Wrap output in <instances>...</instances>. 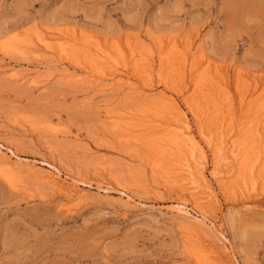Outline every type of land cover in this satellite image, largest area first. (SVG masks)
<instances>
[{
  "label": "rangeland",
  "instance_id": "obj_1",
  "mask_svg": "<svg viewBox=\"0 0 264 264\" xmlns=\"http://www.w3.org/2000/svg\"><path fill=\"white\" fill-rule=\"evenodd\" d=\"M171 59L186 62L179 80ZM144 63L149 80L134 76ZM163 93L203 149L213 208L143 187L148 145L163 139L150 130L180 124L161 110ZM231 122L241 141L264 136V0H0V150L87 192L65 201L51 185L22 178L12 187L0 177V264H195L180 226L197 222L224 238L233 264H264L263 187L240 198L218 183L230 175L212 145Z\"/></svg>",
  "mask_w": 264,
  "mask_h": 264
},
{
  "label": "bare ground",
  "instance_id": "obj_2",
  "mask_svg": "<svg viewBox=\"0 0 264 264\" xmlns=\"http://www.w3.org/2000/svg\"><path fill=\"white\" fill-rule=\"evenodd\" d=\"M181 53L183 54V52H181ZM178 55H179V53H178ZM180 56H181V54H180ZM179 57L177 56V58H179ZM185 58H186V56H185ZM178 60H180V59H178ZM171 61H172L171 63L174 64L175 61H173L172 59H171ZM182 61L180 60V62H178L177 64H174L173 66L170 64L171 66H169V67H171L170 70H172L170 76H172V75H173L172 77H174L175 75H176V77L179 76V73L181 71L180 67L182 66V64L184 66L185 65L184 63H186V62L183 63ZM167 63H169V62H167ZM163 64L164 63H161L159 65V67L160 68L163 67ZM165 64H166V61H165ZM151 67L152 66L149 63L148 64L146 63L143 68H139V66H138L139 69H135L136 70L135 72L132 70V72H134V76L136 75L138 77V79L141 78L142 76H144V77H148V80H149L148 75L151 72V69H150ZM172 67H173V69H172ZM166 68H168V67H166ZM183 68L184 67H182V69ZM170 70H168V72H170ZM185 71H183V73ZM7 75H9V74H7ZM192 75L193 74H191L190 76H192ZM181 77H182V75H181ZM183 77H184V75H183ZM141 79L139 81H141ZM177 79H178V77H177ZM190 79H192V77H190ZM173 80L176 82V80L174 78H173ZM210 80H211V78H209V81ZM145 81H147V80H145ZM145 81L143 82V84L146 83ZM209 81H208V83L210 84L211 81L210 82ZM178 83H180V82L178 81ZM205 84H206V82H205ZM214 85H215V83L213 84V87H214ZM208 86L210 87L211 84ZM131 87L132 86H130V88ZM143 87H144V85H143ZM166 87H167V85H166ZM182 87L185 88V86H183V85H182ZM196 87H198V86H196ZM132 89H130V90H132ZM199 89H202V91L204 93V94L199 93L201 90L198 92V94H202V97H200L201 99L198 98L201 100V105H203V107L209 106L208 103L211 100L213 103L214 96H213V98L212 97L209 99L207 98V97H209V96H207V93L209 94V92H210V91L208 92L209 88L207 89L206 86L204 85L202 87L199 86ZM213 89H214V91H216L215 87ZM143 90H144V88H143ZM180 90L185 91V89H182V88ZM196 90H197V88H196ZM210 90H212V89L210 88ZM121 91H123V90H121ZM243 93H245V91ZM144 94H146V93H144ZM163 94L155 95V97L158 99V101L161 100V104L165 105V107L161 108V110L167 108L168 110H166V111H169L171 113V115L174 117V119L177 120V122L180 124L177 126L174 123L173 126H171L172 123L171 124L169 123L168 125L170 127H172L170 130L164 129V128L161 129L157 126L152 128L153 127V125H152V127H151L152 129L150 130V134L153 133L152 137L154 136V138L156 140L158 137H163V139H161L159 141L155 140L157 142V144L151 143L150 145H148V148L152 149V152H151L152 154L149 157H147V159L144 162L146 163L145 165H147V168L149 169L150 173L149 172L148 173L150 174L151 183L148 179L149 178L148 176L147 177L143 176L142 177L143 178L142 183L144 182L143 187H145L146 189H151V186H153V187L156 186V187H160V188L162 187V188H165L167 190L170 189V191L175 192L178 195L179 194L188 195L189 197H191V199H192L191 201L194 202V206L196 207L197 210H198V208L200 210H206L208 208L209 209L213 208L214 204L216 202V197L214 195V192L212 190V186L209 183V180L207 179V176L205 173V165L206 164L204 161L205 156L203 155L204 154L203 149H202V147H200L199 143L194 139V135H192L191 130H189L190 126L187 124L186 116L184 115L180 106L174 100H172L173 98L171 99L166 94H164V95ZM139 95L142 98L144 97V99L153 98V96H151L150 94L148 96H146V95L144 96L142 94H139ZM210 95H214V94H210ZM240 95H238V96H240ZM135 99H136V97H135ZM228 99H226V101ZM243 100L240 99V103L242 101V104H244ZM251 101H252V99H251ZM193 104L195 105V103H193ZM197 104H199V102ZM242 104H241V106H242ZM247 104L245 103V105H247ZM156 105H157V103H156ZM229 106H231V105H229ZM153 108H154V106H153ZM209 108H210V106L207 107V109H209ZM243 108H245V107H242V109ZM159 109L160 108H158V112H159ZM225 109H227V108H225ZM211 110H213V109H211ZM214 111L217 112V109ZM161 112H163V111H161ZM230 112L231 111L229 110V112L227 114H230ZM213 114H214V112H213ZM256 114H254V115H256ZM161 115L165 116V115H163V113ZM216 116H217V114H216ZM227 116H229V119H230L231 116H233V114L227 115ZM205 117H208V115H204V119H205ZM256 117H257V115H256ZM209 118H210V116H209ZM217 118H219V117L217 116ZM210 120L211 119H209V126H210V122L213 121V120L212 121H210ZM158 121H160V117H159ZM216 121L217 120L214 121L213 125L215 124ZM224 121H225V119H224ZM222 122H223V119H222L221 123ZM232 122L228 126L229 127L228 129L225 130V128H223L224 129L223 132L217 133L218 139H215L213 145H212L211 139L216 134V132L221 131V130H219L220 129L219 125H221V123L219 124V122H218V126L214 125V127L212 125L213 128L218 127L219 129H218V131H217V129H212V130H214V131L216 130V131L215 132L213 131L215 133L214 135H212L211 133H208V134L212 135L211 137H209L208 134L206 135L209 137V138H207L206 143L209 146L212 145V148L214 147V157H215L214 160L216 159V162L219 160L223 161V163L225 162L224 164L228 165L225 170L227 171V174L230 175V176H228L230 181L227 179L226 180L221 179L218 182L220 189L222 191H224V193H229L230 191L231 192L234 191L236 197L239 196L240 198H242L241 195H243V196L246 195V191L244 190L245 187H247V188H248V186L252 187L253 185H256L259 183L258 185H260V188L262 189V187H263V189H264V140H263L264 136L260 135V137H258L257 139L252 140L253 142L250 144L249 140H251V138L249 139L248 137H246L244 135V134L249 135L248 132L246 133V131H245V133L242 135H244L246 138H244V136H243L244 139L241 141L240 140L241 138L239 136H237L238 133L236 135L237 138H235L236 136L234 137V136L230 135L232 133L231 131L233 130V126H231L233 124ZM205 123H204V125L206 126ZM225 123L226 122H224V126H225ZM216 124H217V122H216ZM159 126H161V125H159ZM238 126H240V125H238ZM263 126H264V123H263ZM263 126H261V127L263 128ZM206 128H208V127H205V129H203V130L206 131ZM244 128H245V125H244ZM244 128L242 129V133L244 132ZM255 129H256V127H255ZM160 130H161V132H160ZM238 130H236V131L238 132ZM147 132L149 133L148 130H147ZM204 133H206V132H204ZM158 134H159V136H157ZM239 134H240V132H239ZM146 135H147V133H146ZM149 137H151V135ZM250 137L254 138L256 136H255V134H253ZM260 138H262V139H260ZM215 142H217V143H215ZM236 143H237V145H235ZM229 146L230 147L235 146V148L227 151V148ZM145 148H147V147H145ZM220 157L223 160L220 159ZM40 163H42V162H40ZM42 164H44V163H42ZM0 177L3 179L4 182H6L7 184H9L12 187L18 186V184H20L22 178H31L32 180H34L39 185L40 184H43L46 186L51 185L58 191V193L60 192L62 194V196L65 198V201L66 200L68 201L71 199L77 200L80 197H83V196L85 197V195H87V192L85 190L83 191L79 188L80 186H83L81 183H78L76 181H73L72 183L64 182V180L63 181L60 180L58 178V176H56L50 170L43 169L41 167H37V166L31 164V162L24 160L23 158L19 157L12 149H8L7 155L5 153L1 152V150H0ZM244 191H245V193H244ZM249 192H250V190H249ZM235 195H233V196L235 197ZM243 198H245V196ZM239 202H240V200H239ZM64 206H66V205H64ZM199 212H201V211H199ZM202 214H203V212H202ZM202 217H204V215ZM180 218H182V217H180ZM205 218H206V216H205ZM181 220H183V219H181ZM179 221H180V219H179ZM187 221H188V223H191V221H189V220H187ZM181 222L184 223L183 221H180V223ZM195 222H197V221H195ZM200 225H202V224L200 223ZM200 225H199V222H197V224H195V223L194 224H192V223L191 224H185L184 223L180 226V228H181L180 232H182V235H183V237H182L183 248H184L185 252L187 253L186 255H188L192 259V261H194L193 263H195V264H233V262H232L233 260L229 257V254L227 252L226 245L224 244L223 241H221L224 238L223 239H218L219 237L213 238L209 232V229L207 230L206 228H203ZM203 226L206 227V225H203ZM211 233H212V231H211ZM216 238H217V240H214Z\"/></svg>",
  "mask_w": 264,
  "mask_h": 264
}]
</instances>
